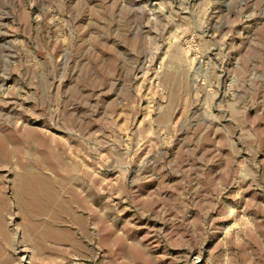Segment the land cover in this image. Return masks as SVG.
<instances>
[{
    "label": "rangeland",
    "instance_id": "374dc122",
    "mask_svg": "<svg viewBox=\"0 0 264 264\" xmlns=\"http://www.w3.org/2000/svg\"><path fill=\"white\" fill-rule=\"evenodd\" d=\"M0 137V264H264V0H0Z\"/></svg>",
    "mask_w": 264,
    "mask_h": 264
},
{
    "label": "bare ground",
    "instance_id": "6f19581e",
    "mask_svg": "<svg viewBox=\"0 0 264 264\" xmlns=\"http://www.w3.org/2000/svg\"><path fill=\"white\" fill-rule=\"evenodd\" d=\"M170 79V78H169ZM5 139L4 138H1L0 137V149H1V151H2V146H3V141H4ZM15 151V150H14Z\"/></svg>",
    "mask_w": 264,
    "mask_h": 264
}]
</instances>
